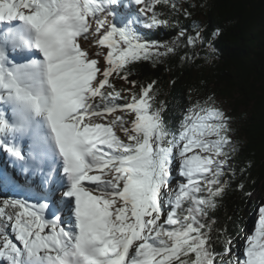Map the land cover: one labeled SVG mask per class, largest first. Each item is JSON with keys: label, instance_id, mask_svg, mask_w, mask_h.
Listing matches in <instances>:
<instances>
[{"label": "snow or ice", "instance_id": "6c2138e0", "mask_svg": "<svg viewBox=\"0 0 264 264\" xmlns=\"http://www.w3.org/2000/svg\"><path fill=\"white\" fill-rule=\"evenodd\" d=\"M159 2L131 0L139 14L118 27L105 15L117 0H0V151L16 170L0 183L21 190L0 200V264H264V206L241 254L231 237L219 253L210 243L204 217L236 150L213 97L173 130L154 107V82L139 93L113 83L135 87L130 64L175 50L134 26L167 24ZM89 40L108 49L105 67L82 47ZM203 40L197 30L187 44ZM57 189L71 220L49 218Z\"/></svg>", "mask_w": 264, "mask_h": 264}, {"label": "trees", "instance_id": "16d2710c", "mask_svg": "<svg viewBox=\"0 0 264 264\" xmlns=\"http://www.w3.org/2000/svg\"><path fill=\"white\" fill-rule=\"evenodd\" d=\"M154 11L167 24L153 29L142 25L138 31L146 40L175 50L161 47L164 54L130 64L128 80L135 87L116 79L136 93L154 82V107L163 105L161 117L173 130L197 101L213 97L233 103L237 115L231 117L230 136L236 150L222 177L227 187L204 223L211 226L214 251L222 252L224 238L231 237L236 252V240L248 223L244 213L256 206L253 195L264 190V0H160ZM181 30L184 37H179ZM197 30L203 42L188 45L187 37ZM2 190L0 183V194Z\"/></svg>", "mask_w": 264, "mask_h": 264}, {"label": "rangeland", "instance_id": "374dc122", "mask_svg": "<svg viewBox=\"0 0 264 264\" xmlns=\"http://www.w3.org/2000/svg\"><path fill=\"white\" fill-rule=\"evenodd\" d=\"M151 0H145V3H149ZM139 7L137 5H134L131 3V0H117V3L115 5L111 6V12L112 15L107 16V21L109 23H115L118 27H122L123 24L125 22H127V20L133 19L136 15L139 14ZM150 15V14H149ZM136 28L142 27V24H136L134 25ZM93 28H95V23L93 22ZM82 44H87L86 48L89 51V48L92 49H98L96 50V53H99V55H95L94 51L90 52V55L92 56V58L96 59L99 61V67L103 68L105 67V61H104V56L106 55L108 49L107 48H103L100 47L98 45L92 44L91 40L85 42L82 41ZM94 54V55H93ZM113 83L115 84V86L118 89H130L129 87L126 86V84L123 81H119L117 79L113 80ZM122 95L124 96H129L130 93L128 92H122ZM217 102V105H219L220 109L223 110L225 112V114L230 118L231 117H236L237 114L232 113L233 110V103H230V100H225V99H221V98H216L215 99ZM239 112H242V110H240ZM128 119H131V117H127ZM235 122V121H234ZM233 120L231 123H234ZM121 136L123 135L122 133H119ZM1 152V155H3V157L0 158V177H6V176H11L8 175V172H12V169L10 170V168L8 169V167L10 166L9 159H6V156H8L6 153ZM229 164V162L225 165V171L227 170V165ZM12 168V167H11ZM172 175L174 177V182L175 179L178 178V166H174L173 167V171H172ZM15 176V175H14ZM2 193L0 194L1 198H6L7 195L4 193H11L12 195H14L15 197L17 196V193L20 192L21 190L19 189H13L11 186L10 188L7 187V183H2ZM60 189H57L54 194L52 195L53 198L57 201H59L61 199V192H59ZM27 192L23 193L21 192V195L25 196V197H32L30 194H26ZM264 193V190L257 192L253 195V200L257 201L256 206L252 209L249 208L246 210V212L244 213V219L248 222L244 229L242 230L240 236L237 238L236 240V252L237 254H241L243 251V246L245 243L246 238L248 237V235H250L253 231H254V226L257 223L258 220V208L261 206H264V198L260 200V196L261 194ZM33 202H35V197H32ZM52 206V205H51ZM67 208V209H66ZM62 209V210H61ZM63 209L65 210L62 214L60 213L61 211H63ZM59 212V215L62 216V219L65 221L71 220L72 218V214H71V208L70 207H64V205L61 204L56 206H53V209L49 207L48 210V215L49 218H51L53 215H56V213Z\"/></svg>", "mask_w": 264, "mask_h": 264}, {"label": "bare ground", "instance_id": "6f19581e", "mask_svg": "<svg viewBox=\"0 0 264 264\" xmlns=\"http://www.w3.org/2000/svg\"><path fill=\"white\" fill-rule=\"evenodd\" d=\"M86 46H87V44H86V45H85V44H82V47L86 48ZM86 49H87V48H86ZM98 49H99V48H98ZM98 49H97V48H96V49H94V48L90 49V48H89V51H90V52L94 51V54H95L96 50H98ZM92 53H93V52H92ZM94 54H93V55H94ZM96 59H97V58H96ZM98 62H99V61H98ZM1 157H3V155H1V152H0V158H1ZM6 159H9V162H11V163H10V166L12 167V168H11V167H8V169H9V168H10V170L12 169V172H8V173H9L8 175H11V176L16 175V170H15V168L13 167V161H12V158H10L9 156H6ZM23 193H25V192H23ZM28 193H29V192H28ZM29 194H30V193H29ZM35 195H36V193L33 192V193H32V196L35 197ZM51 199L54 200V199H53V196L51 197ZM60 206H61V205H60ZM64 207H66V206H64ZM50 208L53 209L52 206H50ZM66 209H67V208H66ZM61 210H62V209H61ZM64 211H65V210L63 209V211L61 212V214H62ZM56 214H57V213H56Z\"/></svg>", "mask_w": 264, "mask_h": 264}]
</instances>
